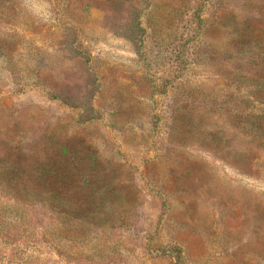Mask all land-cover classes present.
Returning a JSON list of instances; mask_svg holds the SVG:
<instances>
[{
	"label": "rangeland",
	"instance_id": "rangeland-1",
	"mask_svg": "<svg viewBox=\"0 0 264 264\" xmlns=\"http://www.w3.org/2000/svg\"><path fill=\"white\" fill-rule=\"evenodd\" d=\"M255 83L264 0H0V264H264Z\"/></svg>",
	"mask_w": 264,
	"mask_h": 264
},
{
	"label": "trees",
	"instance_id": "trees-1",
	"mask_svg": "<svg viewBox=\"0 0 264 264\" xmlns=\"http://www.w3.org/2000/svg\"><path fill=\"white\" fill-rule=\"evenodd\" d=\"M244 21L248 24V22L250 21V19L247 18V19L244 20ZM257 77H258V78H262L261 76H257ZM252 85H253V84H252ZM254 86H256V88H258V91H259L260 93H261L262 90L264 89V86H262V85L259 86L258 83H255ZM254 98H255V96H254ZM259 101H261L262 103H264L263 100H259ZM261 118H262L261 116H256V123H258V124L260 125V128H261V126L263 125L262 122L260 121ZM258 128H259V126L256 127L257 130H258ZM263 130H264V128H263Z\"/></svg>",
	"mask_w": 264,
	"mask_h": 264
}]
</instances>
